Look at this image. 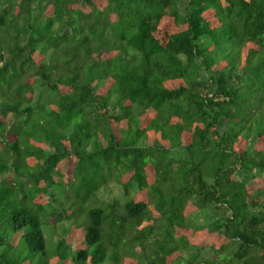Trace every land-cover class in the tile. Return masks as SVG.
Masks as SVG:
<instances>
[{"label": "trees", "instance_id": "1", "mask_svg": "<svg viewBox=\"0 0 264 264\" xmlns=\"http://www.w3.org/2000/svg\"><path fill=\"white\" fill-rule=\"evenodd\" d=\"M0 264H264V0H0Z\"/></svg>", "mask_w": 264, "mask_h": 264}, {"label": "rangeland", "instance_id": "2", "mask_svg": "<svg viewBox=\"0 0 264 264\" xmlns=\"http://www.w3.org/2000/svg\"><path fill=\"white\" fill-rule=\"evenodd\" d=\"M42 95H46L44 92H42ZM105 193V198H116V199H120L122 200V192H121V188L118 185L115 184H110L109 186V190L108 191H104ZM210 215L211 212H207V213H195V215L193 217H195L197 219V221H201V222H207L210 219ZM204 254H206L207 256L210 255L209 252H203Z\"/></svg>", "mask_w": 264, "mask_h": 264}]
</instances>
